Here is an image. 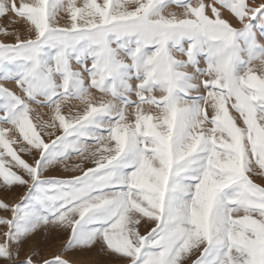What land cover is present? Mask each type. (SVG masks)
I'll use <instances>...</instances> for the list:
<instances>
[{
	"label": "snow or ice",
	"instance_id": "snow-or-ice-1",
	"mask_svg": "<svg viewBox=\"0 0 264 264\" xmlns=\"http://www.w3.org/2000/svg\"><path fill=\"white\" fill-rule=\"evenodd\" d=\"M4 17L0 190L25 191L0 198L3 264H264V3L0 0ZM62 232L40 259L33 238Z\"/></svg>",
	"mask_w": 264,
	"mask_h": 264
},
{
	"label": "rangeland",
	"instance_id": "rangeland-1",
	"mask_svg": "<svg viewBox=\"0 0 264 264\" xmlns=\"http://www.w3.org/2000/svg\"><path fill=\"white\" fill-rule=\"evenodd\" d=\"M250 3H254L256 5L260 3H264V0H249ZM167 11H175L178 14L182 12V9L177 8L174 4L170 5ZM225 16L234 24V26H239L237 22L232 19V17L225 12ZM8 17L0 18V27H5L7 25ZM9 30L11 31V26H9ZM0 40L4 42H13L14 38L12 36H5L0 34ZM3 81H0L2 83ZM6 86L13 88L15 90V86L13 82H8ZM34 108L37 109L41 114L45 113L47 109L37 107L33 105ZM45 119L47 117L45 116ZM22 157L28 162H32V157L29 154L21 153ZM91 166V165H88ZM257 183H264V177H254ZM25 189L22 187H14L10 192H4L0 190V198H3L5 202L12 203L19 200L20 196L23 195ZM10 216V213H5L0 210V216ZM6 228L3 225H0V234L5 231ZM147 229H141V231H146ZM33 239L40 242L41 245V257H50L53 254L60 253V250L67 239V232L62 233H53L47 240H42L39 236L34 237ZM28 247L26 246L23 251H27ZM67 258L72 260L74 264H118V261L107 252H102L99 248L87 249L79 252H69L66 254ZM0 264H3V261H0Z\"/></svg>",
	"mask_w": 264,
	"mask_h": 264
}]
</instances>
